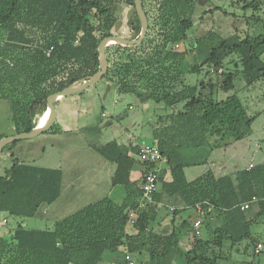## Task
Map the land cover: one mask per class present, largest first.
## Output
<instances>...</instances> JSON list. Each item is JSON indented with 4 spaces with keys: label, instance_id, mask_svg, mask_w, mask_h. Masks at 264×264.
I'll list each match as a JSON object with an SVG mask.
<instances>
[{
    "label": "trees",
    "instance_id": "obj_1",
    "mask_svg": "<svg viewBox=\"0 0 264 264\" xmlns=\"http://www.w3.org/2000/svg\"><path fill=\"white\" fill-rule=\"evenodd\" d=\"M141 1L148 19L143 41L137 46L106 45L108 68L99 81L163 109L149 131L151 142L165 157L154 203L137 210L147 166L141 163L145 169L132 179L134 146L113 139L95 149L113 163L111 183L122 187L121 200L107 196L56 221L52 228H26L25 218L35 217L60 196L62 172L13 159L0 175V264H126L125 252L141 264L145 253L148 264H173L182 238L189 235L192 244L181 251L180 264H219L217 256L207 254L208 248H221L225 238L232 243L251 238L250 225L264 217V162L233 174L217 176L207 170L187 179L185 167L207 162L208 157L195 161L183 156L185 149L206 146L211 152L251 133L261 112L250 113L236 92L220 100L216 95L235 89L238 77L246 89L264 80V60L257 52L264 46L261 0H243V7L252 9L246 24L262 25L259 33L242 37L235 31L222 37L208 31L191 47L198 0ZM219 8L204 10L201 17ZM115 25L131 38L139 35L133 0H0V99L10 103L15 133L36 125L51 93L97 71L98 44L115 34ZM178 42L181 49L173 47ZM4 136L0 134V139ZM163 193L177 196L184 205L173 209L172 229L166 234L152 228ZM253 196L256 200L242 210L240 204ZM198 203L212 206L202 219L207 239L192 231L200 216ZM187 207L191 212L178 220ZM131 211L137 215L134 232L126 228ZM11 218L18 219L14 226ZM251 242L254 250L260 241Z\"/></svg>",
    "mask_w": 264,
    "mask_h": 264
},
{
    "label": "rangeland",
    "instance_id": "obj_2",
    "mask_svg": "<svg viewBox=\"0 0 264 264\" xmlns=\"http://www.w3.org/2000/svg\"><path fill=\"white\" fill-rule=\"evenodd\" d=\"M243 4V0H198L199 6L193 13L194 29L190 36L189 47L193 46L196 37H201L208 31L222 37L235 31L242 37L247 33H259L262 25L246 24L252 9L243 7ZM217 6L221 8L214 10L212 14L207 12L203 18L201 17L204 10L214 9ZM258 12L264 22V0H261ZM115 28L116 25L114 32L118 35L119 29ZM125 34L120 33V35ZM127 36L131 38L129 34ZM178 44L177 48L173 47L181 49L182 43L178 42ZM257 52L264 60V46L258 48ZM187 60L191 62L192 56L189 55ZM227 66L234 69L233 63ZM193 77V75L190 76L189 80L192 81ZM243 85L242 78L238 77L235 79V89L227 93L220 90L216 96L221 98L225 94L236 92L250 113L261 112L252 122L251 133L228 146L214 148L211 152L206 146L183 150L186 160L204 161L208 157L207 162L185 167L187 179H193L207 170H212L217 176L233 174L232 172L248 166L249 162H264V80L252 84L247 89ZM72 98L76 100L75 104L69 100ZM66 101L68 102L64 103ZM60 103L64 104L60 105ZM152 103H154L152 100L141 102L131 94H119L102 80L82 92L63 96L62 100L55 105L57 120L53 126L33 137L11 142L12 144H9L0 154V175L5 173L13 159L40 167L59 168L63 173L62 195L45 208L39 209L35 217L25 218L22 224L26 228H52L56 221L104 197L108 196L115 201H120L124 194L123 189L111 183L114 165L106 160L95 146L105 144L114 137L123 143L132 142L135 148L144 142H151V134L147 133L148 121H153L163 112L160 104ZM71 109L78 110H75L73 114L69 113L73 115L71 119L63 120L64 112ZM101 112H105L104 117L101 116ZM11 114L9 101L0 99V125L5 136L15 134ZM37 120L38 118L36 122ZM94 125L98 127L95 128ZM143 169H145L144 166L135 161L131 178L136 179L139 176V170ZM163 195L164 203L158 207V218L152 223V228L155 232L166 234L172 229L170 221L173 209L181 208L182 204L177 199L173 201L164 193ZM253 209L248 210L247 213L250 215ZM189 212L191 209L187 207L179 216L177 215V219L185 217ZM17 220V218H11L9 222L14 226ZM126 228L129 232L135 231L133 223H129L128 220ZM250 233L251 238L237 243H232L225 238L221 248L211 246L207 254L217 256L219 264H264V217H260L257 222H252ZM200 237L208 238L203 227ZM252 239H258L262 243V249L257 254L253 250ZM192 240L191 235L188 238L186 236L182 238L173 264H180L181 251L188 248ZM120 249L124 251L125 246H121ZM130 255L135 264H141L132 254ZM144 258L145 261L142 264H148L146 253Z\"/></svg>",
    "mask_w": 264,
    "mask_h": 264
},
{
    "label": "water",
    "instance_id": "obj_3",
    "mask_svg": "<svg viewBox=\"0 0 264 264\" xmlns=\"http://www.w3.org/2000/svg\"><path fill=\"white\" fill-rule=\"evenodd\" d=\"M135 10L138 14V18L140 20L141 28L139 35L136 38H129L125 35L120 34H112L109 36L103 37L99 44H98V58H99V66L97 71L90 75L86 80L84 81H77L74 82L62 89H59L53 93H51L47 97V106L46 110L48 111V116L43 124L39 125V123H36V125L30 130V131H24L20 133H15L12 135H6L0 139V154L2 152V149L5 145L8 143L13 142L17 139H23V138H30L33 137L46 129L50 128L54 122L56 121L57 112L55 109V101L63 96L71 95L73 93L81 92L88 87L96 84L106 73L108 68V59L107 54L105 52L106 45L110 43H118L121 45H127V46H137L139 45L147 32L148 29V19L146 16V13L144 11L142 1L141 0H133Z\"/></svg>",
    "mask_w": 264,
    "mask_h": 264
},
{
    "label": "built area",
    "instance_id": "obj_4",
    "mask_svg": "<svg viewBox=\"0 0 264 264\" xmlns=\"http://www.w3.org/2000/svg\"><path fill=\"white\" fill-rule=\"evenodd\" d=\"M174 46L177 48L179 44L176 43ZM134 158L139 163L147 166V169H145V171L142 173V180L139 186L141 190V199L138 202L137 210H140L147 204L154 203L153 194L157 191L158 187L160 164L165 161V157L161 154V151L157 144L153 142H144L138 145V147L136 148ZM250 166L252 165H249V167ZM254 200H256V198L253 196L251 200L245 201L240 204V208L242 210L247 209L250 206L251 202ZM195 208L200 216L192 223V231L195 235H199L202 228V219L207 212L212 211V206L208 205L206 208H203L202 205L198 203L195 205ZM136 217V212L131 211L128 214L127 220L129 221V223H134ZM261 249L262 243L259 242L254 248V253H259ZM124 259L126 261V264H135V261L131 257L129 252H125Z\"/></svg>",
    "mask_w": 264,
    "mask_h": 264
},
{
    "label": "crops",
    "instance_id": "obj_5",
    "mask_svg": "<svg viewBox=\"0 0 264 264\" xmlns=\"http://www.w3.org/2000/svg\"><path fill=\"white\" fill-rule=\"evenodd\" d=\"M118 32H119V34H120L121 32H123V33L125 34V33H126V30H118ZM127 35H128V34L126 33L125 36H127ZM219 91H220V90H219ZM219 91H218V92H219ZM218 92H217V93H218ZM225 93H227V92H225ZM227 95H228V94H225V95H223L221 98H218V99H219V100H220V99H223V98H225ZM62 98H63V97H62ZM62 98L57 99V100L55 101V105L57 104L58 101L62 100ZM69 100H70L71 102H73L72 104H75V103H76V102H74V101H76V100L73 99V98H72V99H69ZM114 101H115V100H114ZM67 102H68V101H66V102H64V103H67ZM71 102H70V107L72 106ZM64 103H60V105H63ZM129 106H130V105H129ZM145 106H147V103H145ZM75 110H78V109H71V110L67 111L66 113L64 112V114H63L64 117H63L62 119H63V120H65V119H71V118H72L71 116H73L72 114L74 113ZM70 112H71L72 114H69ZM104 113H105V112H101V116H102V117H104V116H103ZM114 115H116V114L114 113ZM42 117H43V116H42ZM56 120H57V117H56ZM11 124H12V123H11ZM136 124L138 125L139 123H136ZM136 124H135V125H136ZM148 124H149V126H148V128H147V133H149L150 128H151V125H153V121H152V120H149V121H148ZM131 125H133V124L131 123ZM130 127H131V126H130ZM1 128H2V125H0V134H4V132H3L4 130H1ZM78 128H79V127H78ZM14 129H15V127H14ZM113 139H117V140H118L117 137H114ZM113 139H110V140H113ZM110 140H109V141H110ZM109 141H108V142H109ZM118 141L121 142L122 144H131L132 146H134L132 142L123 143V141H120V140H118ZM104 143H105V142H104ZM136 148H137V147H136ZM136 148H135V146H134V148L130 151L131 155L133 154V155H132L133 157H134V153H135ZM133 152H134V153H133ZM134 159H135V158H134ZM135 160H136V159H135ZM136 161H137V160H136ZM137 162H138V161H137ZM138 163H139V162H138ZM140 164H141V163H140ZM248 164H249V165H252V164H254V163H253V162H249ZM162 165H164V164L161 163V164H160V167H161ZM249 165H248V166H249ZM246 167H247V166H246ZM114 168H115V167H114ZM114 168H113V171H114ZM139 171H140V170H139ZM141 171H142V170H141ZM232 173H233V172H232ZM63 191H64V183H63V173H62V189H61V194H60V196L62 195ZM60 196H59V197H60ZM165 196H166V195H165ZM167 198H170V199H172L173 201L177 199V200H179V201L181 202V200H180L177 196H172V197H168V196H167ZM57 199H58V198H57ZM163 200H164V195L162 194V200H161V202H160V205H161L162 203H164ZM181 204H182L181 207L184 206L182 202H181ZM160 205H159V206H160ZM159 206H158V207H159ZM44 208H45V207H44Z\"/></svg>",
    "mask_w": 264,
    "mask_h": 264
},
{
    "label": "bare ground",
    "instance_id": "obj_6",
    "mask_svg": "<svg viewBox=\"0 0 264 264\" xmlns=\"http://www.w3.org/2000/svg\"><path fill=\"white\" fill-rule=\"evenodd\" d=\"M47 116H48V111L45 110V111H44V114H43V117H41V118L38 120L37 123H39V125L43 124L44 121L46 120Z\"/></svg>",
    "mask_w": 264,
    "mask_h": 264
}]
</instances>
